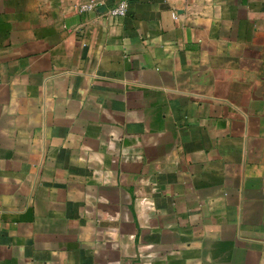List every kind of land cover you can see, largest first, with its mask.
I'll return each instance as SVG.
<instances>
[{"label": "crops", "instance_id": "1", "mask_svg": "<svg viewBox=\"0 0 264 264\" xmlns=\"http://www.w3.org/2000/svg\"><path fill=\"white\" fill-rule=\"evenodd\" d=\"M0 0V264H264V0Z\"/></svg>", "mask_w": 264, "mask_h": 264}, {"label": "built area", "instance_id": "2", "mask_svg": "<svg viewBox=\"0 0 264 264\" xmlns=\"http://www.w3.org/2000/svg\"><path fill=\"white\" fill-rule=\"evenodd\" d=\"M105 0H88L81 6L82 11L97 10L102 7ZM128 0H119L115 5L109 7L106 12V18L115 19L123 17L126 14Z\"/></svg>", "mask_w": 264, "mask_h": 264}]
</instances>
